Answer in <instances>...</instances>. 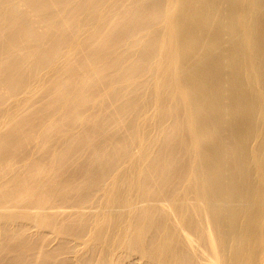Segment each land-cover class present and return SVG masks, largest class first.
I'll return each mask as SVG.
<instances>
[{"label": "bare ground", "instance_id": "bare-ground-1", "mask_svg": "<svg viewBox=\"0 0 264 264\" xmlns=\"http://www.w3.org/2000/svg\"><path fill=\"white\" fill-rule=\"evenodd\" d=\"M0 264H264V0H0Z\"/></svg>", "mask_w": 264, "mask_h": 264}]
</instances>
